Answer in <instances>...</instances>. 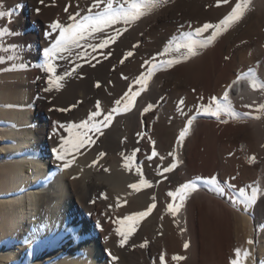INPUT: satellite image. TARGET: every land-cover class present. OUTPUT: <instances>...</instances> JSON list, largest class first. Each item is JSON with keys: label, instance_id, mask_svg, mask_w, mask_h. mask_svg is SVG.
Instances as JSON below:
<instances>
[{"label": "bare ground", "instance_id": "bare-ground-1", "mask_svg": "<svg viewBox=\"0 0 264 264\" xmlns=\"http://www.w3.org/2000/svg\"><path fill=\"white\" fill-rule=\"evenodd\" d=\"M236 2L241 0H167L127 31L122 24L108 27L97 35L106 38L119 28L116 41L95 51L90 45L98 39L80 41L71 56L56 61L58 74L80 67L61 90L45 91L43 51L59 34L50 26L67 27L70 17L79 22L105 4L0 0V264H160L161 255L164 264H264V0H249L243 17L196 56L160 64L179 56L161 55L170 40L204 23L218 24ZM122 4L128 7L114 0L115 8ZM128 51L133 56L125 59ZM153 63L156 70L130 111L114 114L103 135L88 132L95 142L79 151L64 144L83 131L72 126L86 120L97 102L106 114L129 88L138 91L133 81ZM226 90L237 118L222 115L227 123H221L198 114L213 97L223 102ZM148 105L153 107L145 112ZM190 117L195 119L179 141ZM62 144L67 168L56 159ZM137 167L151 186L141 183ZM213 177L223 194L197 181ZM193 181L195 191L178 192ZM133 183L138 189L130 188ZM240 188L249 194L258 188L257 201L233 204L241 201ZM152 204L147 216L121 223ZM121 224L131 229L123 247L109 234Z\"/></svg>", "mask_w": 264, "mask_h": 264}, {"label": "snow or ice", "instance_id": "snow-or-ice-1", "mask_svg": "<svg viewBox=\"0 0 264 264\" xmlns=\"http://www.w3.org/2000/svg\"><path fill=\"white\" fill-rule=\"evenodd\" d=\"M105 6L99 12L95 14H90L84 16L79 22H77L76 17L72 16L73 23L68 25L67 27L63 26L60 22L53 23L50 27L53 32L59 30L58 36L52 37L54 43L51 44L50 47H46L43 51L44 56V63L41 65L42 69L48 74V87H46L45 91H52L61 90L62 82L65 81L67 77L73 75L76 72V68L80 67L77 65L76 67L72 68L71 70H66L63 74L57 73V63L58 60H64L67 56L72 55V49L81 47L80 41L86 40L89 37L93 39H98V44H91L90 47L95 51L97 48L104 49L108 47L110 43H114L116 39L121 34V29L117 28L115 30V35H107L105 38L104 35H97L103 34L105 29L111 27L116 24H122L125 27L123 31H127V25L132 24L138 20H140L143 16L147 15L153 9L162 7L167 0H124V4H128V7H124L123 4L117 9L114 7V0H103ZM249 0H241V2H236L235 6L231 8V11L228 15L224 17L222 21L218 24H210L204 23L202 26L196 27L193 31L184 32L181 34L180 38H173L169 41L168 45L164 48L162 56H166L169 52L178 53L179 56L172 59L161 60L160 64L164 67H170L174 64L180 63L182 60L190 59L198 54L197 49L205 47L208 43L216 38L217 35L220 34L221 31L226 30L230 25L238 22L244 15L245 10L247 8ZM218 4H229V0H218ZM99 7V4L96 5ZM2 15V13H0ZM191 28L192 26L189 25ZM212 30L211 36L207 38H203V34ZM51 36V33L49 34ZM78 56L86 55L83 52L77 53ZM110 55V53L105 54ZM133 56L132 51H128L125 59L127 57ZM155 60V58H153ZM124 60L122 59L120 63H123ZM93 67L95 65H92ZM157 65L155 63L151 64L145 73H141L134 81V84L140 85V89L138 91H132L129 88L128 92H126L121 98L116 99L114 101L115 107H112L106 114H102L100 111L101 105L99 102L96 103L94 111H92L86 120L82 121L78 125H73V128H78L83 131L79 133L74 139L72 140H65L64 144H71L72 148L76 151H79L80 148L84 147L89 143H94L95 141L92 139L91 136L88 135V132L94 131L103 135V128H107L114 119V114H119L121 109L124 112L130 111L132 104L134 103L137 96L140 95V92L146 89L147 81L152 77L156 70ZM127 79V77H124ZM99 87V83L96 85ZM253 88H256L258 85L253 83ZM260 88H264V84L259 85ZM183 104L184 101L181 100L179 102ZM74 107V106H73ZM153 106L148 105L144 111L147 112ZM261 109H264V105H261ZM58 111H69L70 109H57ZM181 111H183L181 109ZM198 114L207 115L210 117H214L216 120L220 121L221 123H227V120H221L222 115L230 116L233 119L237 118L238 114L234 111L231 101L229 100V93L226 90L223 94V102H218L216 97L211 98V101L207 105H201L200 109L197 110ZM98 117H102L101 119H97ZM258 118V117H257ZM195 117H190L187 120L186 126L180 131L179 133V141H182L185 137L186 132H188L190 126L193 122ZM63 127V125H61ZM71 131V129H69ZM178 141V142H179ZM154 143V142H153ZM138 151V149L136 150ZM63 153V154H62ZM69 154L68 150L64 148L62 144L61 149L57 150L56 159L64 161V167H70L71 162L67 161L65 157ZM105 155L104 153H100L102 157ZM156 152H152V156H155ZM172 155V153H170ZM152 157H148L151 159ZM254 159V158H253ZM127 161L124 167H129L130 162L132 161V157H127ZM175 167L173 164L170 167L164 168V172L172 171V168ZM136 171L141 175V183L147 186H151L150 183L143 179V174L139 167H137ZM197 181L206 183L209 185L214 186L221 194H223L224 189L219 186V183L216 178L204 179V178H197ZM197 181L185 183L181 185L178 189V192L183 193L185 190L187 191H195L198 187ZM231 187V185H229ZM132 189H138V185L133 183L130 185ZM259 189L252 188L251 193L249 194L246 192L244 188H240L238 190V195L241 198V201L233 200L232 203H240L243 202L245 207L248 205L254 204L258 199ZM170 197H175L176 193L169 192L167 194ZM106 198V197H105ZM183 199V197H181ZM156 205L152 204L146 211H142L136 214L135 217H124V221H132L138 220L139 218L147 216L151 213L152 209L155 208ZM168 208L170 211L175 213L178 211L177 207H174L173 204H169ZM131 234V229L126 233L124 231H118V235L123 237L120 242V246L123 247L124 244L127 242L128 236ZM249 244L253 243V241H248ZM143 247V245H142ZM185 248L188 247L187 244L184 245ZM111 255V254H110ZM239 250H237V256H239ZM244 256L247 257L248 253L245 252ZM113 261L118 260V257L112 256ZM172 259L174 260H181L183 257L174 256ZM160 264H164L165 257L161 255L159 257ZM232 264H239L238 260H233Z\"/></svg>", "mask_w": 264, "mask_h": 264}, {"label": "rangeland", "instance_id": "rangeland-1", "mask_svg": "<svg viewBox=\"0 0 264 264\" xmlns=\"http://www.w3.org/2000/svg\"><path fill=\"white\" fill-rule=\"evenodd\" d=\"M115 219L119 220L120 219L119 215H116ZM127 229L124 226H122V224H121V225H118V227H116L112 232L109 231V234H110V236H115V235L118 236L119 237V241L121 242V240L123 239V237H121L120 235H118V231H124V232L127 233L128 232ZM127 240H128V238H127Z\"/></svg>", "mask_w": 264, "mask_h": 264}]
</instances>
